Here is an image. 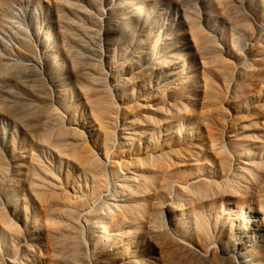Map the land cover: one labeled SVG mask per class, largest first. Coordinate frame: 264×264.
Instances as JSON below:
<instances>
[{
	"label": "rangeland",
	"instance_id": "rangeland-1",
	"mask_svg": "<svg viewBox=\"0 0 264 264\" xmlns=\"http://www.w3.org/2000/svg\"><path fill=\"white\" fill-rule=\"evenodd\" d=\"M226 259L264 264V0H0V264Z\"/></svg>",
	"mask_w": 264,
	"mask_h": 264
},
{
	"label": "bare ground",
	"instance_id": "bare-ground-1",
	"mask_svg": "<svg viewBox=\"0 0 264 264\" xmlns=\"http://www.w3.org/2000/svg\"><path fill=\"white\" fill-rule=\"evenodd\" d=\"M163 213V212H162ZM153 221L155 223V225H158L159 227H161V225L163 224V220L161 218L160 214H156L153 218ZM226 264H232V260L231 259H226Z\"/></svg>",
	"mask_w": 264,
	"mask_h": 264
}]
</instances>
